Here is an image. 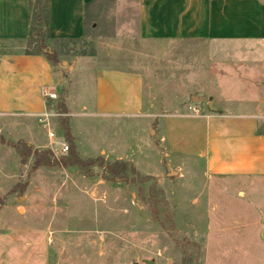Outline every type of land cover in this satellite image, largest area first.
Instances as JSON below:
<instances>
[{"label":"rangeland","instance_id":"1","mask_svg":"<svg viewBox=\"0 0 264 264\" xmlns=\"http://www.w3.org/2000/svg\"><path fill=\"white\" fill-rule=\"evenodd\" d=\"M140 15V0H96L88 7L86 37L49 43L45 51L57 52V75L62 71L63 79L66 76L73 81L57 86L55 91L59 102L69 90L73 113L82 112V106L89 105L95 93L92 74L74 75L70 71L84 56L95 59L93 67L140 75L149 110L157 96L160 120L154 125L156 132L146 134L149 119L140 113L121 118L126 121L124 132L112 119L105 121L103 128L95 122L98 125L91 130L98 143L107 140L116 145L124 141L134 142L132 147L142 145L147 157L141 164L132 165L143 176L154 178L144 185L146 196L154 183L163 192L159 220L140 200L139 185L132 181V175L128 181L111 182L99 166L90 174L78 167L34 168V157L22 163L16 151L5 144L19 138L2 128L0 214L5 211L1 243L12 251L13 237L24 232L21 248L18 245L13 251L20 250L13 264H21L23 254L26 264H264V236L258 248L257 232L238 226L225 235L229 244L222 247L215 230V197L208 189L211 180L205 177L204 167L193 163L190 169L183 168L179 160L167 156L163 139L166 120L196 112L193 97L224 107V96H237L246 88L243 92L253 99V108L264 104V56L230 59L210 42L145 41L140 35ZM24 50L36 52L33 39ZM55 122L53 130L63 142L61 118ZM86 122L74 118L83 133L81 139L85 138ZM48 131L45 143L50 146ZM59 147L54 144V149H49L56 158L63 155ZM101 159L106 161L104 156ZM234 202L240 205L242 201ZM23 207L29 208L27 215ZM238 220L251 223L246 217ZM253 220L257 228L258 218Z\"/></svg>","mask_w":264,"mask_h":264},{"label":"crops","instance_id":"2","mask_svg":"<svg viewBox=\"0 0 264 264\" xmlns=\"http://www.w3.org/2000/svg\"><path fill=\"white\" fill-rule=\"evenodd\" d=\"M95 1L50 0L49 43L84 39L88 7ZM30 2L0 0V130L5 128L19 138L17 142H5L7 145L23 142L33 150L43 151L54 149V144L48 133L50 146L45 143L48 125L40 123L39 117L46 113L56 115L49 119L53 129L55 120L64 116L57 108L58 102L46 99L44 94L56 93L57 86L67 82L71 85L73 81L66 76L63 79L62 71L57 75L56 66L45 54L24 50L32 38ZM140 12V35L145 41L210 42L222 56L230 59L264 56V0H140ZM93 60L84 56L70 68L74 75L92 74L95 92L90 104L83 105L80 113H73L69 90L66 94L67 116L77 153L82 159L104 156L106 162L124 160L141 164L142 158L147 157L141 151L142 145L132 147L134 142L127 141L116 145L107 140L98 143L91 129L98 125L95 122L103 128L105 121L112 119L124 132L126 121L121 118L126 120L127 115L140 113L149 119L146 134L156 132L154 125L160 120L157 94L149 110L144 79L140 75L93 67ZM243 91L237 96L235 93L224 96V107L214 102L205 104L198 98L193 115L166 120L163 139L168 146L167 156L179 160L183 168L190 169L189 164L193 163L204 167L205 177L208 175L211 180L208 189L215 197L218 217L215 230L222 247L229 244L225 235L240 226L246 232L258 233V238L253 237L260 248L264 236V104L253 108V99ZM74 118L87 120L84 139ZM61 137L64 139V135ZM61 143L56 140L60 147ZM235 199L242 201L240 205L235 204ZM23 209L26 215L30 211L28 207ZM4 211L0 214V225L4 224ZM245 217L251 223L238 220ZM253 218H258L257 228ZM22 233L13 237L15 249L21 248ZM15 249L10 251L0 237V264L15 263L14 258L20 254V250L13 252ZM23 255L20 263L26 264Z\"/></svg>","mask_w":264,"mask_h":264},{"label":"trees","instance_id":"3","mask_svg":"<svg viewBox=\"0 0 264 264\" xmlns=\"http://www.w3.org/2000/svg\"><path fill=\"white\" fill-rule=\"evenodd\" d=\"M49 3L50 0H31L30 2V22L32 28V38L36 45V52L45 54L48 59L56 66L59 64L57 52L45 51L49 47ZM30 52V51H28ZM35 52V53H36ZM32 53V52H30ZM57 108L64 116L61 118V127L64 134V139L69 145L67 154H63L60 158H56L51 150L38 151L28 147L25 143L20 142L12 144L22 159V163H26L29 158L34 157V168L39 167H78L90 174L92 168L99 166L104 168L107 174V180L111 182L128 181L130 175L134 177L133 182L139 185V198L143 204L150 210L153 218L159 220L158 206L161 203V194L157 185L152 184L149 187V196H146L144 185L153 181L152 176H143L131 162L118 160L113 163L106 162L101 158L97 159H82L76 150L74 138L70 129V120L67 116L68 109L65 103V98L61 97ZM66 115V116H65Z\"/></svg>","mask_w":264,"mask_h":264},{"label":"built area","instance_id":"4","mask_svg":"<svg viewBox=\"0 0 264 264\" xmlns=\"http://www.w3.org/2000/svg\"><path fill=\"white\" fill-rule=\"evenodd\" d=\"M45 98L48 99V100H52V101H57L58 100V95L56 93H53V92H46L44 94ZM196 111V110H195ZM56 115H51V114H43L41 115L39 118V122L44 124V125H48V136H49V139L50 141L53 143V144H56V140L58 138L57 134L55 131H53L50 123H49V119L51 117H54ZM60 149V152L62 154H66L68 153L69 151V145L68 143L64 140L62 143H61V147L59 148Z\"/></svg>","mask_w":264,"mask_h":264},{"label":"water","instance_id":"5","mask_svg":"<svg viewBox=\"0 0 264 264\" xmlns=\"http://www.w3.org/2000/svg\"><path fill=\"white\" fill-rule=\"evenodd\" d=\"M61 77L63 78V75L61 74ZM198 98L194 97L193 100L196 101ZM147 264H154L152 262L147 261Z\"/></svg>","mask_w":264,"mask_h":264}]
</instances>
